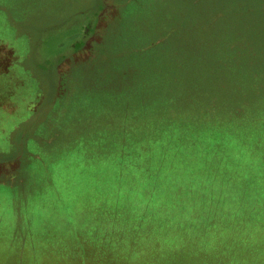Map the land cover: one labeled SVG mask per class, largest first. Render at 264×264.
<instances>
[{
  "label": "rangeland",
  "instance_id": "rangeland-1",
  "mask_svg": "<svg viewBox=\"0 0 264 264\" xmlns=\"http://www.w3.org/2000/svg\"><path fill=\"white\" fill-rule=\"evenodd\" d=\"M175 197L146 252L264 264V0H0V264H124Z\"/></svg>",
  "mask_w": 264,
  "mask_h": 264
},
{
  "label": "trees",
  "instance_id": "trees-1",
  "mask_svg": "<svg viewBox=\"0 0 264 264\" xmlns=\"http://www.w3.org/2000/svg\"><path fill=\"white\" fill-rule=\"evenodd\" d=\"M100 17H103V15ZM204 199L205 200H203L201 197L194 199H182L175 197L172 199H153L145 203L134 202L135 207L140 208L141 206H143L145 208H148L147 212L150 214L148 215L144 213L140 214L137 217L123 216L118 218L117 224H127V226H125L126 230L117 227V232H112L111 235L108 234V236L106 237L108 240V244H111V247L116 246V248H122V251L126 254L124 264H179L171 261L168 258L162 259L161 255H155L153 254V251L152 253L150 251L146 252L147 250H149L148 246L150 247V245L142 246L143 244L138 242L136 238H139L142 235V229L146 228L147 225H155L160 222L163 223L166 221L170 222L171 220H175L178 221L177 224L179 227H181L186 223V221H182L185 218L186 213H188L189 211L193 212L194 215H199L205 208L208 212L214 213V210L217 206L216 200H213L212 198ZM159 200H161L162 202L159 203ZM202 220H205L204 216H202ZM134 229L137 230L134 231ZM128 230L134 232L135 237H132V239H134L133 241H129L130 239L127 237V235H133V232L130 234ZM192 231L196 232L197 236L202 235V232H204L203 229ZM211 231L215 234V237H218L219 239L230 240L229 236L231 234V231L227 230L226 228L223 229V231H221L220 233L215 229H211ZM224 252L228 253V250H224ZM197 257L198 256L195 257L183 254V257L181 259H184L183 261H196L198 260ZM224 264H228V255L224 259Z\"/></svg>",
  "mask_w": 264,
  "mask_h": 264
},
{
  "label": "flooded vegetation",
  "instance_id": "flooded-vegetation-1",
  "mask_svg": "<svg viewBox=\"0 0 264 264\" xmlns=\"http://www.w3.org/2000/svg\"><path fill=\"white\" fill-rule=\"evenodd\" d=\"M100 20V18L99 19H97V22ZM85 27H84V31H85V34H84V36L86 35V32H88V29H86V28H88V27H92L93 26V24H91V22L90 23H86L85 25H84ZM82 35H83V33H82ZM30 102V101H29ZM28 109V108H27Z\"/></svg>",
  "mask_w": 264,
  "mask_h": 264
},
{
  "label": "crops",
  "instance_id": "crops-1",
  "mask_svg": "<svg viewBox=\"0 0 264 264\" xmlns=\"http://www.w3.org/2000/svg\"><path fill=\"white\" fill-rule=\"evenodd\" d=\"M100 21V20H99Z\"/></svg>",
  "mask_w": 264,
  "mask_h": 264
}]
</instances>
